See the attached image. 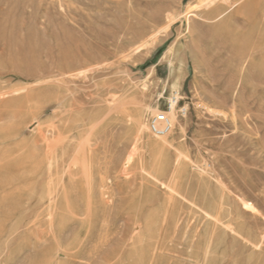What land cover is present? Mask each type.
<instances>
[{
	"label": "rangeland",
	"instance_id": "1",
	"mask_svg": "<svg viewBox=\"0 0 264 264\" xmlns=\"http://www.w3.org/2000/svg\"><path fill=\"white\" fill-rule=\"evenodd\" d=\"M245 1L213 21L198 0H0V264H264V0ZM175 91L184 129L125 165ZM134 100L130 145L91 129ZM92 131L89 199L61 178ZM42 133L64 137L50 173Z\"/></svg>",
	"mask_w": 264,
	"mask_h": 264
},
{
	"label": "bare ground",
	"instance_id": "2",
	"mask_svg": "<svg viewBox=\"0 0 264 264\" xmlns=\"http://www.w3.org/2000/svg\"><path fill=\"white\" fill-rule=\"evenodd\" d=\"M215 2H216V0H198V2H197L198 6H201L203 8H206L210 5L214 6V8L212 9L211 14H210V15H212L210 18L213 21H218V20L222 19L224 17V15L227 13L228 9H230L234 6L240 5V4L243 5V3H245L246 1L245 0H223L224 4H214ZM195 6H197V5H195ZM195 6H193V7H195ZM196 8L197 7H195V9ZM200 42H203V40H200ZM138 47H140V46H138ZM173 93L178 95V92H176V91ZM0 96H1V94H0ZM111 100H113V98ZM142 101L141 102H135V100H134V102H132V101H130L131 103L128 102L129 104L133 105L135 108L127 106L124 110V112L126 114H124L121 117L116 118L114 120V123L116 124V126H114V124L111 125V129L108 126L109 122H108V125H106L105 123H104L105 125H99L98 122H100V121L93 123L91 129H94L95 127L98 128L99 126H103L104 127L103 130L108 131V132L109 131L111 132L112 130H114V132H115V129H117L118 125H120L119 128L120 127H122V128L119 129L118 131H120V130L123 131L122 129L124 128V137L128 140L127 143L130 145V140H131L132 136L135 133H142V127L143 126L145 128L147 127L144 125V123H145L144 122L145 112L150 107L146 102L143 103ZM116 102H118V101L116 100ZM116 102H115V106H114L115 109L120 107L119 109L121 110L120 105H119V107H117V105L120 103V101L118 104ZM128 103H126V105ZM112 105H113V103H112ZM111 111H113V110H110V112ZM151 111H152V108H151ZM153 111L154 112L158 111V108L154 109ZM176 115L177 114H176V111L174 109L173 112L170 113V116H171L173 122H172V128L168 134H166L164 136H156L155 139H145L144 137L133 138L134 139V143L132 144L133 146L131 147V150L127 154L124 164L125 165L132 164V162L135 158V148H136L137 144H139V143L142 144V147L144 149H147L148 151L152 152L153 154H159L160 156L163 155L167 149V136L173 131V129L176 127L177 123L179 124L180 129H184V126L179 122L178 117ZM102 119L103 118H101V120ZM51 125H53L54 128L56 127L55 124H51ZM48 127L50 128V126H48ZM90 130L88 133H90ZM111 133H113V131ZM87 134H86V136L89 135V134L88 135ZM95 135H96V133H94V131H92L91 134L89 135V137L85 136L86 138H84V140L82 139L81 141H79L77 143L75 154H73L72 157L71 156L65 157L62 160V164L67 166L68 170L66 172L65 178H61V183L64 184L68 181V183L72 184L75 182L80 183L81 181H85V183L88 185V192H85L83 189V193L85 192L86 195L89 197V199H91L92 195H93V191H92L93 182H92V173H91V158L92 157H91V151L87 152V149L85 146L88 142H90L92 140L91 137L93 138V136H95ZM109 135H112V134H109ZM57 136H58V134H57ZM57 136H56L57 139H54V138L49 139L46 137V135H43V133H42V137H41L42 142H43L42 145H44L43 149L45 147L46 150L45 151L43 150L38 155V159L35 161L36 167L40 173H42V171H43L44 163H48L49 173L52 172L53 167H56L58 165L57 160H56V151L55 150L61 143H63L64 137H62L63 135L62 136L60 135L58 137ZM106 136H107V134H106ZM128 144H126V145H128ZM141 154H143V153H140V155ZM179 161H180V158H178V162ZM174 190H175V188H174ZM77 192L80 193L81 191L77 190ZM174 192L175 191H173V194H174ZM52 195H53V192L51 191L49 193V197H52ZM63 195L66 197H69V195H70L69 188L66 187L64 189ZM65 200H68V199H65ZM87 203H88V201H87ZM247 204H248V202L246 203V205ZM66 205H68V204H66ZM94 205H95V203H94ZM250 205L251 204H249V206ZM88 206H87V208H88ZM252 206H250V207H252ZM252 208H254V206ZM88 209L90 210V208H88ZM68 210H70V209L68 208ZM87 210H86V212H87ZM254 210H255V208H254ZM256 212H258V211H256ZM50 216L52 217V214Z\"/></svg>",
	"mask_w": 264,
	"mask_h": 264
},
{
	"label": "built area",
	"instance_id": "3",
	"mask_svg": "<svg viewBox=\"0 0 264 264\" xmlns=\"http://www.w3.org/2000/svg\"><path fill=\"white\" fill-rule=\"evenodd\" d=\"M174 109L179 117H185L188 113V107L182 103V97L179 96V94L171 96L163 110H159L150 116L148 120L150 132L156 136L168 134L172 128L173 122L170 113L173 112Z\"/></svg>",
	"mask_w": 264,
	"mask_h": 264
}]
</instances>
